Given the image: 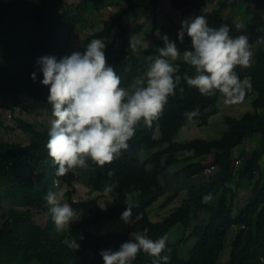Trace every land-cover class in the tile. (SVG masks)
<instances>
[{
	"label": "trees",
	"instance_id": "1",
	"mask_svg": "<svg viewBox=\"0 0 264 264\" xmlns=\"http://www.w3.org/2000/svg\"><path fill=\"white\" fill-rule=\"evenodd\" d=\"M81 1V10H69L66 0H0V110L4 102H9V108L13 110L22 98L29 99L34 105L48 103L49 89L40 83L43 75L38 59L53 56L59 61L70 56L71 39L96 25L94 21H88V15L117 2H122L123 7L102 20L99 30L86 35L84 44L93 39L104 40L107 63L120 76L121 87L128 88L144 73L146 58L158 55L157 49L164 46L161 39L164 35L176 43L181 53L191 50L186 33L182 42L178 39L180 28L158 25L157 7L162 0ZM241 1L251 35L261 30L264 36V24L258 23L253 13L252 0ZM169 5L171 14L174 12L187 18L203 15L210 27L227 25L230 35L235 37L239 33L236 24L224 15L230 0H169ZM135 11H149L153 19L152 32L148 34L151 41L146 48L138 50L139 55L128 47L127 38L132 30L126 21ZM252 52L251 67L236 69L241 80L250 78L251 89L247 90L244 100L253 97L252 111L239 119L224 116L226 131L217 140L173 141L180 129L194 121L205 127L207 111L215 106L221 95L202 96L182 78L160 118L150 128L141 122L128 142V149L103 167L89 160L88 166L82 168L84 173L69 171L64 176L55 175L58 166L47 155L49 127L45 125L31 127L28 144L24 146L0 142V186L4 188V195L0 197V206L4 210L0 223V264H82L87 255L91 257L84 264H103L100 253L118 250L133 233L140 232L156 240L167 235L175 225H181L183 233L173 244L166 241L162 255L170 257L168 264H218L232 230L225 264H264V46ZM176 63L180 65L178 74L181 77L195 75L182 60ZM33 72L36 73L35 82L31 78ZM194 109L198 110V116L192 121L187 120L183 113ZM2 124L0 118V126ZM156 131L158 137L154 136ZM252 139H256V146L251 151L242 150L234 158L233 150ZM179 153L181 157L186 153L191 155L167 159L159 171L141 172L155 158ZM180 162L186 165L177 171L170 170ZM209 167H213L212 172L205 175L204 171ZM37 174H40L39 188L36 197L29 198L31 181ZM84 177L94 178L106 188L111 187V192L107 193L112 199L109 208H101L97 198L72 202L76 194L74 183L85 182ZM244 180L252 182L251 193L246 205L234 216ZM56 183L65 187L64 197L79 215L78 222L70 223L63 231L57 230L50 206L44 199L47 192L56 190ZM209 194L216 199L215 205L211 204L212 199L202 202ZM179 195L183 199L174 212L160 222L149 219L146 210L159 198L165 197L159 206L165 208ZM129 196L134 204L131 205L132 222L126 224L120 218L129 206L126 202ZM201 213L208 214L207 223L203 229L201 227L188 258L181 259L178 247L189 237L191 225L198 222ZM36 215L45 217L44 222L35 220ZM73 239L79 245L77 249L65 243ZM152 259L141 252L132 264H152Z\"/></svg>",
	"mask_w": 264,
	"mask_h": 264
},
{
	"label": "clouds",
	"instance_id": "2",
	"mask_svg": "<svg viewBox=\"0 0 264 264\" xmlns=\"http://www.w3.org/2000/svg\"><path fill=\"white\" fill-rule=\"evenodd\" d=\"M235 27L238 31L245 29L242 23ZM185 33L190 38L191 50L181 53L176 43L164 35L161 37L164 46L157 49L158 55L146 58L144 73L128 88L120 86V76L107 63L103 39H93L82 53L73 52L59 61L53 56L38 59L43 75L40 83L49 89L50 127L45 147L52 163L58 166L55 175L64 176L70 170L86 168L89 160L103 167L119 158L122 151L128 149V142L141 122L150 128L160 118L182 78L202 96L221 94L225 105L244 101L247 90L251 89V81L249 77L241 80L236 69L251 67L253 52L249 36L233 37L227 25L210 27L203 15L182 21L178 32L181 42ZM156 35H160L159 31ZM129 46L136 50L138 46L146 47L147 43L132 36ZM180 60L194 70V76L178 74L180 65L176 62ZM31 78L35 82V72ZM198 114L195 109L183 113L189 121ZM111 190L110 186L104 189L105 193ZM64 196L62 190H57L47 192L44 197L58 231L77 220L73 208L62 202ZM211 199L209 194L202 202ZM120 219L126 224L132 222L131 205L126 207ZM166 241V235L152 240L136 232L118 250L102 251L100 255L103 264H132L143 252L153 258L152 264H168L170 257L162 255ZM65 243L70 248L79 247L75 239Z\"/></svg>",
	"mask_w": 264,
	"mask_h": 264
},
{
	"label": "rangeland",
	"instance_id": "3",
	"mask_svg": "<svg viewBox=\"0 0 264 264\" xmlns=\"http://www.w3.org/2000/svg\"><path fill=\"white\" fill-rule=\"evenodd\" d=\"M215 3V2H214ZM66 8L69 10L79 9L81 10L83 7V2L81 0H66ZM212 4H209L208 7L210 8ZM252 9L253 13L256 16L258 23L264 24V0H252ZM123 7L122 2H117L113 4L103 11H99L98 13L95 12L94 15H88V21H94L96 23L93 29H87L84 32L76 34L71 39L72 45V53L73 52H83L87 45L84 44L86 39V35L91 34L92 31H97L101 28V21L107 19L111 14L114 15L117 10ZM244 4L241 0H230L229 9L227 8L224 12V15L227 16L226 18L231 19L235 24L242 23L245 26L244 30L239 31L238 35L246 34L249 36V43L252 46V51L255 50L259 46H264V36L261 30H256V32H252V35L249 31L250 25L248 23V18L244 15ZM157 15H158V25L159 26H170L172 28H181V23L185 19H189L191 16L187 18V16L175 14L174 12L170 11L169 0H162L161 3L157 7ZM152 16L149 11H135L133 12L126 23L129 25V29L132 32L127 36L128 41L130 43V37L138 36L146 41L148 44L151 40L148 37V34L152 32ZM170 28V29H172ZM249 28V29H248ZM177 31V29H176ZM174 31L175 33H177ZM128 47L130 48L129 44ZM147 47V46H146ZM138 46L134 53L138 54V50L146 48ZM132 50V48H130ZM147 65V63H146ZM253 97L244 100L242 103L228 106L223 103V96L220 95L217 103L215 106L207 111V125L205 127L198 126V121H194L189 125L183 127L178 131V133L174 136L173 141L176 143H185L189 142L194 139H201L206 141L217 140L221 137L222 133L226 131V125L223 123L222 118L224 116H229L232 118L239 119L245 113L251 112V101ZM10 103L4 102L2 105V110H0V118L3 124L0 126V142H10V143H19L21 145L28 144L29 136H30V128L31 127H38L39 125H45L50 127V112L51 106L48 103H42L39 105H34L30 102L29 99L22 98L20 104H16V108L11 110L9 108ZM12 107V106H11ZM3 112V113H2ZM6 127V128H5ZM155 137L159 136L158 131L154 134ZM258 139V138H257ZM256 139L247 140L244 142L243 145L236 147L233 150V157L236 156L242 150H252L256 146ZM166 145L162 146L165 147ZM181 153L175 154L172 156H164L155 158L151 161L147 166L141 169V172H153L159 171L165 161L171 158L180 159L184 156L191 155L189 153L183 154L182 157L180 156ZM186 165L185 162H180L179 164L171 166L170 170L177 171L181 169L182 166ZM73 173L81 174L84 173L85 170L82 168H76L70 170ZM40 174H37L33 177V185H31V189L29 190V198H35L36 193L38 191V178ZM28 176L24 179L25 181L28 180ZM31 178V177H30ZM85 182H76L74 183V188L76 189V194L72 198V202L82 201L89 198H97L98 205L105 209L109 208L112 205V199L105 193L104 189L106 188L104 184L96 181L94 178H83ZM256 179V178H255ZM251 184L252 182L249 180H244L239 190V196L236 200V207L233 210L234 216L237 215L238 211L241 210L247 203V200L251 193ZM56 186V190H62L63 192L66 191L65 187L61 184L54 185ZM4 195V188L0 186V197ZM165 197L159 198L156 203H154L151 207H149L146 212L149 219L152 222H160L165 217L169 216L174 210L180 205L181 200L183 199L182 195H179L170 205L166 206L165 208L159 207ZM63 203H68L66 198L64 197ZM127 204L133 205L134 200L131 196L127 198ZM69 204V203H68ZM211 204H216V199L211 200ZM0 206V223H1V216L4 214V210L1 209ZM77 213V220L74 222H78L79 215L78 212L73 209ZM201 217L199 218L198 222H194L191 225L189 237L186 239L183 244L178 247V256L181 259H187L189 251L191 248L196 244L197 238L199 236V232L202 231L203 226L207 223L208 214L201 213ZM45 217L36 215L35 220L39 222H44ZM72 222V223H74ZM202 227V229H201ZM201 229V230H200ZM233 232L230 231L228 237L224 243V249L220 254V259L218 264H225L228 261V256L230 252V241L231 238L230 234ZM183 233V228L181 225H175L170 229L167 233V241L170 244L177 242ZM90 255H87L82 264L90 259Z\"/></svg>",
	"mask_w": 264,
	"mask_h": 264
},
{
	"label": "built area",
	"instance_id": "4",
	"mask_svg": "<svg viewBox=\"0 0 264 264\" xmlns=\"http://www.w3.org/2000/svg\"><path fill=\"white\" fill-rule=\"evenodd\" d=\"M213 167H209L208 169L205 170V174L209 175L212 172Z\"/></svg>",
	"mask_w": 264,
	"mask_h": 264
}]
</instances>
